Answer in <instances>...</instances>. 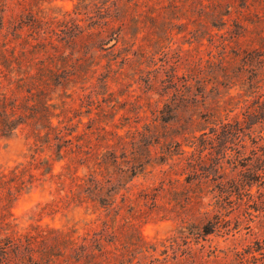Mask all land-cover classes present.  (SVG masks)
Wrapping results in <instances>:
<instances>
[{
	"label": "rangeland",
	"instance_id": "rangeland-1",
	"mask_svg": "<svg viewBox=\"0 0 264 264\" xmlns=\"http://www.w3.org/2000/svg\"><path fill=\"white\" fill-rule=\"evenodd\" d=\"M1 18L0 52L45 67L76 139L58 162L62 141L0 138V169L49 158L112 196L40 186L17 230H75L80 264H264V0H4Z\"/></svg>",
	"mask_w": 264,
	"mask_h": 264
},
{
	"label": "trees",
	"instance_id": "trees-1",
	"mask_svg": "<svg viewBox=\"0 0 264 264\" xmlns=\"http://www.w3.org/2000/svg\"><path fill=\"white\" fill-rule=\"evenodd\" d=\"M3 1L0 0V4ZM4 25L1 18L0 32ZM35 25L34 19L30 24L26 23V27L31 30L36 29ZM119 35V32L107 35L100 46L101 50L114 48ZM9 43L5 42L0 52V138H10L18 132L28 130L35 139L37 151L43 147L51 148L52 141H62L57 160L61 162L65 158L61 156L64 145H73L76 136H73V131L64 133L59 126L54 125V119L59 120L61 116L55 114L52 99H47L45 67H38L35 73L33 69L27 70L28 67L8 47ZM39 96H45V101L37 102L35 98ZM62 169V172L56 173L54 161L36 156L25 164L0 169V264H10L13 261H16V264H80L83 258L93 256L94 253H90L84 244L86 239L80 243L74 238L75 230L72 231L73 235H70L59 229H42L38 226L20 232L14 223L12 209L15 203L23 194H28L40 186L49 185L50 189L65 192V185L68 183L69 193H72L73 186L85 188V193L89 195L98 191L99 195H96L93 201H97L101 207L108 205L112 197L109 194L111 191L102 187L92 174L88 175L89 178H83L79 176L78 170L72 171L69 166ZM131 172L135 176L134 170ZM60 187L64 188L59 189ZM52 192L49 191V194L53 195ZM50 205L51 202L46 203L45 207L41 208V213ZM38 206H42L41 203Z\"/></svg>",
	"mask_w": 264,
	"mask_h": 264
}]
</instances>
